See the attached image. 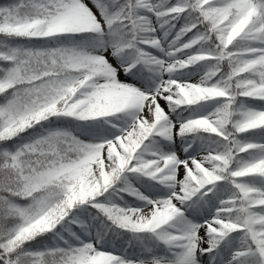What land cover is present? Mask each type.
Listing matches in <instances>:
<instances>
[{
    "label": "snow or ice",
    "instance_id": "snow-or-ice-1",
    "mask_svg": "<svg viewBox=\"0 0 264 264\" xmlns=\"http://www.w3.org/2000/svg\"><path fill=\"white\" fill-rule=\"evenodd\" d=\"M0 264H264V0H0Z\"/></svg>",
    "mask_w": 264,
    "mask_h": 264
}]
</instances>
